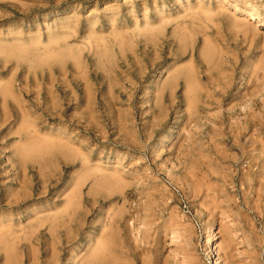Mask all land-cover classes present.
Segmentation results:
<instances>
[{
	"label": "rangeland",
	"instance_id": "rangeland-1",
	"mask_svg": "<svg viewBox=\"0 0 264 264\" xmlns=\"http://www.w3.org/2000/svg\"><path fill=\"white\" fill-rule=\"evenodd\" d=\"M257 14L0 0V264H264Z\"/></svg>",
	"mask_w": 264,
	"mask_h": 264
},
{
	"label": "bare ground",
	"instance_id": "bare-ground-1",
	"mask_svg": "<svg viewBox=\"0 0 264 264\" xmlns=\"http://www.w3.org/2000/svg\"><path fill=\"white\" fill-rule=\"evenodd\" d=\"M251 9V12H255V13H258L257 12V10H256V8L254 7V8H250ZM256 15V14H255ZM256 18H257V20H258V24H262V25H264V17L262 16V15H260V14H257V16H256ZM46 51H48V50H46ZM35 53V52H34ZM18 55V54H17ZM5 99V98H4ZM24 129V128H23ZM24 131V130H23ZM36 139H38V138H36ZM46 139V138H45ZM41 141V140H40ZM47 144V143H46ZM32 150V149H31ZM34 150V149H33ZM36 150V149H35ZM38 152V151H37ZM35 155H37V154H35ZM41 157V156H40ZM70 203V202H69ZM72 203V202H71ZM78 203V202H77ZM72 207V206H71ZM69 210V209H68ZM206 231V230H205ZM207 232H208V230L205 232L206 234H207ZM85 233V232H84ZM30 238H32V237H30ZM213 243H212V241H211V239H210V241H209V243H208V245H207V247H206V249H205V251L206 252H208L210 255H213Z\"/></svg>",
	"mask_w": 264,
	"mask_h": 264
}]
</instances>
